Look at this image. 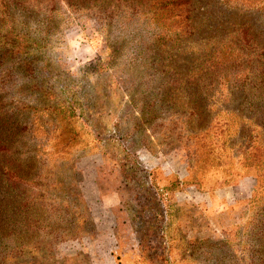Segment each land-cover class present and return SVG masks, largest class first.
I'll use <instances>...</instances> for the list:
<instances>
[{
	"label": "rangeland",
	"instance_id": "obj_1",
	"mask_svg": "<svg viewBox=\"0 0 264 264\" xmlns=\"http://www.w3.org/2000/svg\"><path fill=\"white\" fill-rule=\"evenodd\" d=\"M175 2L0 0V173L55 264H264V0Z\"/></svg>",
	"mask_w": 264,
	"mask_h": 264
},
{
	"label": "trees",
	"instance_id": "obj_2",
	"mask_svg": "<svg viewBox=\"0 0 264 264\" xmlns=\"http://www.w3.org/2000/svg\"><path fill=\"white\" fill-rule=\"evenodd\" d=\"M176 1H182L184 4L191 3V0ZM182 3L175 2V4ZM188 10L190 11V9ZM188 10L185 9L187 12ZM258 75L260 82L264 83V70ZM0 178L9 186L11 194L13 196L16 194L19 209L17 213H10V210L6 208L3 202L7 192L0 184V264H55L57 259L54 257V249L59 243L76 237V234L71 232L73 227H60L57 220L52 221L50 219V211L47 208L44 211L42 210V205L36 206L37 210L44 214L37 215V218L34 219V214L28 212L32 202L23 196L24 192L22 190H24V187H22L21 180L25 179L24 181H26L25 174L13 170H3L0 173ZM261 213L264 215V210ZM65 222V225L71 224V222ZM262 227L263 230L260 229L262 232L258 236L261 240L257 254L260 261H264L263 223ZM40 229H47L44 236L37 234L33 237L31 235V233ZM28 234L31 237L26 240Z\"/></svg>",
	"mask_w": 264,
	"mask_h": 264
}]
</instances>
